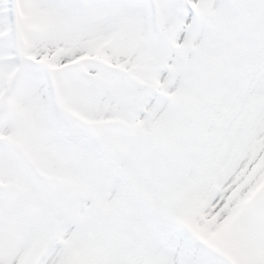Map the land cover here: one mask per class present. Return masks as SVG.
<instances>
[{"label": "snow or ice", "instance_id": "obj_1", "mask_svg": "<svg viewBox=\"0 0 264 264\" xmlns=\"http://www.w3.org/2000/svg\"><path fill=\"white\" fill-rule=\"evenodd\" d=\"M0 264H264V0H0Z\"/></svg>", "mask_w": 264, "mask_h": 264}]
</instances>
